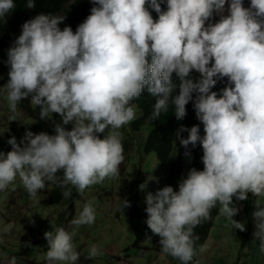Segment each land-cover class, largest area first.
<instances>
[{"label":"clouds","instance_id":"1","mask_svg":"<svg viewBox=\"0 0 264 264\" xmlns=\"http://www.w3.org/2000/svg\"><path fill=\"white\" fill-rule=\"evenodd\" d=\"M75 2L69 0L65 8ZM91 3V14L75 33L66 26L64 11L39 14L22 25L8 50L4 88L13 113L9 121L16 120L17 104L28 97L39 107L41 120L55 113L61 121L55 123L54 135L26 131L19 144L14 136L8 140L12 150L0 152V191L19 177L33 200L46 181L56 183L63 198H69V185L82 194L106 178H117L124 160L120 129L136 118L132 101L146 89L155 98L149 121L170 106L176 119L183 120L192 101L204 131L202 136L199 125H181L176 133L186 157L191 156L189 145L202 147L203 170L191 168L179 191L165 186L146 195V224L160 237L162 255L170 256L171 264L172 259L189 264L199 239L194 229L211 219L210 210L217 205L228 225L245 231L244 224L233 219L240 211L233 197L245 201L249 193L257 198L252 243L258 241L264 253V201L259 199L264 197V0ZM35 6V0H27V8ZM14 8V0H0V19ZM193 71L199 74L195 81L190 78ZM224 78L227 86L212 91ZM177 88L179 94L173 95ZM66 125H72L71 130ZM183 132L188 133L186 139ZM60 171L62 179L56 175ZM139 187L143 191L147 182ZM128 207L130 203L121 200L119 210ZM95 219L94 207L85 203L71 224L78 228ZM13 227L9 223L3 231L10 233ZM68 231L52 227L44 233L49 264H78L76 233ZM102 255L94 243L85 259ZM10 264H16L15 257Z\"/></svg>","mask_w":264,"mask_h":264},{"label":"rangeland","instance_id":"2","mask_svg":"<svg viewBox=\"0 0 264 264\" xmlns=\"http://www.w3.org/2000/svg\"><path fill=\"white\" fill-rule=\"evenodd\" d=\"M225 8L227 9V4ZM227 14L225 11L224 15ZM218 20L219 16H217V22ZM208 23L212 22L207 21L206 26ZM59 27L62 29V23ZM4 74L0 76H5ZM5 97H7L6 88L1 89L0 93V152L6 154L11 151L8 140L14 136L19 144L26 131H32L35 134L40 132L55 134L54 125L61 121L59 114L54 113L47 120L30 117L28 108L20 104L28 102L27 104L31 105L30 108H37L31 104V97H28L17 104L16 120L9 121L13 113ZM14 122H20V125L12 130L11 123ZM71 126L66 125L65 128L71 130ZM99 135L103 139V134ZM141 137L144 136L141 135ZM123 155L124 160L119 166L117 180L106 178L104 182L86 188L81 194L83 199L75 203L77 214H74V208H71V199L63 198V190L50 183L47 185V181L45 188L38 192L36 200L29 197L19 177L6 190L0 191V264H10L12 257L16 258V264H39L40 262L49 264L46 259L49 246L44 233L52 231V227H62L66 231L69 229L68 232L76 233L73 246L80 254L78 264H111V261L116 264L115 255L122 257L123 254L129 253L136 256L129 264H148L145 255L157 253V246L161 247L160 237L148 228L146 224L148 215L144 217V214H137L133 196L130 197L129 194V188L132 191L129 183L134 180V171L136 173L138 171L129 157L136 156L137 152L132 151L129 155L125 153ZM137 162H140V158H137ZM144 169L146 172L144 183L147 182V187L142 191V202L137 205L142 209L147 207L145 199L148 192L155 193L168 184V175H163L164 171L159 172L155 155L146 159ZM149 176L155 179L149 180ZM181 179L182 177H178L171 186L174 191H179ZM248 197L247 200L239 202L233 197V203L240 209L233 219L244 224L246 230L233 229L218 213L209 238L203 245V251H200L197 264H264V253L259 251V242L257 241L256 245L252 243V234L256 230L252 213L255 210L254 200L257 198L251 193ZM259 199L264 201V197ZM121 200H127L131 207L121 212L119 210ZM85 203H91L94 207L96 219L92 225L77 228L71 224V221L82 211ZM9 223H12L14 227L10 233H5L3 229ZM138 242L150 248L152 252L137 246ZM29 243L31 246H26ZM94 243L103 255L87 260L85 256ZM116 246L118 249L115 250ZM141 252L144 254L138 260L137 256ZM54 263L59 264V262Z\"/></svg>","mask_w":264,"mask_h":264},{"label":"trees","instance_id":"3","mask_svg":"<svg viewBox=\"0 0 264 264\" xmlns=\"http://www.w3.org/2000/svg\"><path fill=\"white\" fill-rule=\"evenodd\" d=\"M69 0H35L36 6L33 9L26 7L27 0H14L15 8L4 18L0 19V93L1 89H5L9 76V66L6 61L8 59V50L13 46L14 41L21 34L22 25L29 19L34 18L39 14L46 15H59L64 11L66 26H70L75 33L77 26L84 22V20L91 14V8L94 6L91 0H76V2L69 8H65V5ZM153 17V16H152ZM154 21L157 18L153 17ZM150 59V58H149ZM199 74L195 71L190 73V78L194 81L198 79ZM173 80L177 84L179 81L173 73ZM227 86V78L222 81H218L212 91L220 92L222 88ZM179 94V88L176 89L173 95ZM195 96V94H193ZM219 98V97H218ZM7 100V97H5ZM28 103V102H27ZM25 102L20 103L22 107L26 106L30 111V117L39 118V107L30 108L31 105ZM155 103V98L151 97L145 89L138 100H133L131 106L133 107L136 118L129 122V124L123 126L120 131L122 132V145L124 153L129 155L132 151H136V156H130L129 159L134 164V168L138 169L137 173L134 171V180L130 183L132 187L131 196L134 199V208L137 210V214H144L147 216L145 209L137 207L142 202V190L140 185L144 183L146 178V172L144 169V163L146 159L152 155H155L158 163L159 172L164 171L163 175H168L167 186H173L175 180L178 177L182 179L187 178V173L191 168H196L202 171L204 165L201 161L203 155L202 147L197 144L195 148L189 145L191 152L190 157L184 155L185 149L180 144V140L177 138L176 133L181 125L191 128L194 125H199L200 134L203 136V125L196 119L195 111L193 109V102L190 101L186 105L187 115L183 120H177L175 117L174 106H170L166 113L161 114L160 118L154 121H149L148 117L152 111V105ZM56 115V114H55ZM20 125V122L11 123L12 130L16 129ZM72 128V126H71ZM10 138V134L7 132ZM143 135L144 139L141 137ZM182 138L186 139L187 132L180 134ZM137 158H140V162H137ZM57 178L62 179V171L57 172ZM118 178V177H117ZM113 178V180H117ZM181 179V180H182ZM180 180V181H181ZM57 186L56 183L47 182L48 184ZM180 183V182H179ZM115 184L113 183V186ZM71 208L73 209L75 203L80 201L83 195L79 193L75 187H72ZM74 213L76 209H73ZM219 213V205L210 210L211 219L197 226L194 229V234L199 237L196 241V254L189 264H197L198 256L200 254V248L206 243L209 238L212 227L215 224L216 217ZM141 242L136 243L139 246ZM173 264H181L180 261L172 259Z\"/></svg>","mask_w":264,"mask_h":264},{"label":"crops","instance_id":"4","mask_svg":"<svg viewBox=\"0 0 264 264\" xmlns=\"http://www.w3.org/2000/svg\"><path fill=\"white\" fill-rule=\"evenodd\" d=\"M142 247L146 248L147 249L146 251L152 252V251H150L151 250L150 248H148L146 246H142ZM116 249H118L117 246L115 247V250ZM160 249H161V247H159V245H158L157 246V253H155L154 255H148V256L145 255L146 260H148V264H171L170 256L162 255ZM142 252L137 256L138 260H140V256L144 254ZM122 257H118L117 255L114 256V258L117 261L116 264H129L136 258V256H133L130 253L129 254H123ZM39 264H42V262ZM53 264H56V263L53 262ZM111 264H115V263L113 261H111Z\"/></svg>","mask_w":264,"mask_h":264}]
</instances>
